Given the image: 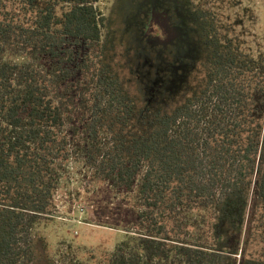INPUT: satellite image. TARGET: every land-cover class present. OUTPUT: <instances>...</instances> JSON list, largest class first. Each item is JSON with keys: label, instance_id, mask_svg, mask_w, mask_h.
Wrapping results in <instances>:
<instances>
[{"label": "trees", "instance_id": "16d2710c", "mask_svg": "<svg viewBox=\"0 0 264 264\" xmlns=\"http://www.w3.org/2000/svg\"><path fill=\"white\" fill-rule=\"evenodd\" d=\"M109 3L0 0V264H31L72 165L134 218L106 264H226L252 202L264 218V58L239 23L203 21L202 88L137 113L101 61Z\"/></svg>", "mask_w": 264, "mask_h": 264}, {"label": "rangeland", "instance_id": "374dc122", "mask_svg": "<svg viewBox=\"0 0 264 264\" xmlns=\"http://www.w3.org/2000/svg\"><path fill=\"white\" fill-rule=\"evenodd\" d=\"M201 2L110 0L105 6L101 61L137 113L170 112L202 88L210 49L203 21L239 23L240 41L264 58V0ZM53 203L34 230L31 264H106L126 231H134L121 198L106 185L89 182L77 166H71ZM255 207L252 202L248 208L245 250L226 264L263 259L264 218Z\"/></svg>", "mask_w": 264, "mask_h": 264}]
</instances>
